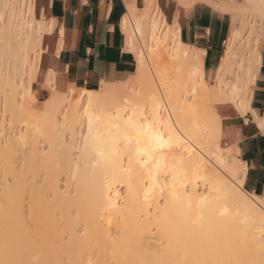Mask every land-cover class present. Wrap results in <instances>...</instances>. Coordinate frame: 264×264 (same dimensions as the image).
<instances>
[{
	"label": "bare ground",
	"instance_id": "bare-ground-1",
	"mask_svg": "<svg viewBox=\"0 0 264 264\" xmlns=\"http://www.w3.org/2000/svg\"><path fill=\"white\" fill-rule=\"evenodd\" d=\"M175 1L230 15L214 85L156 0L140 15L125 0L132 80L53 94L35 112L23 94L54 24L36 18L34 0H0V264H264V197L242 189L245 166L221 147L212 114L214 103L249 109L264 0ZM167 39L169 55L155 56L173 77L161 87L147 52Z\"/></svg>",
	"mask_w": 264,
	"mask_h": 264
},
{
	"label": "crops",
	"instance_id": "crops-1",
	"mask_svg": "<svg viewBox=\"0 0 264 264\" xmlns=\"http://www.w3.org/2000/svg\"><path fill=\"white\" fill-rule=\"evenodd\" d=\"M156 2L168 24L178 26L181 43L201 56L204 76L211 77L232 30L229 14L201 3L181 8L175 0ZM126 11L125 0H34V14L54 24L43 40L41 82L51 72L58 89L98 91L135 76L137 64L122 29ZM260 34L249 109L242 115L230 106L234 113L220 125L221 140L245 166L242 189L264 197V30Z\"/></svg>",
	"mask_w": 264,
	"mask_h": 264
},
{
	"label": "rangeland",
	"instance_id": "rangeland-1",
	"mask_svg": "<svg viewBox=\"0 0 264 264\" xmlns=\"http://www.w3.org/2000/svg\"><path fill=\"white\" fill-rule=\"evenodd\" d=\"M146 1L145 0H138L137 1L136 7H137V14L138 15L142 14L146 10V8L144 7V6L147 7V5H145ZM237 1L239 2L241 0H237ZM181 8H182V6H181ZM149 11L151 12L152 10L150 9ZM216 11H218V10H216ZM35 16H36V18L38 20L46 21L42 17H38L36 13H35ZM229 18H230V15H229ZM259 22H260V20L257 21L258 24H255V26L257 28V32L260 34L264 30V25L261 24V22L259 24ZM231 24H232V22H231ZM123 32H124V30H123ZM159 32H160V30H159ZM158 41H160V40H158ZM170 45H171L170 39L163 40V42L161 41L160 44H157L155 41H152L151 44H150L149 52H147V55L149 56V58H151V59L154 58V60L152 62L153 73H152V70H151V74H154L153 77H155V81L158 84L160 83L159 86H161V87L165 86L169 82V81L167 82V80H169L168 78H172L173 76L171 77V75H173V74H171L172 72H168L169 70H168V67L166 66L167 58H166V60H165V58L156 59L155 54L159 53L160 55H163V56L167 57V54L169 55L168 51H170V48H169ZM223 50H224V48H223ZM134 57H135L136 64L138 66L136 56L134 55ZM40 61H41V59H40ZM154 68H155V70H154ZM41 69H42V65L39 64L37 75H36V79L31 85V94H30L31 96L29 94L25 95L26 93L23 94L24 95V101L28 102V104L32 107V109L35 112H41L43 110L46 101L51 97V95L55 94L58 97H65L66 94L68 93V91H73L74 90L73 88H70V87L65 89V90L58 89L55 76H53V74L51 72L47 73L46 77L44 78V81L41 82ZM187 69H188V67H187ZM49 74L51 75L50 81L47 80V76ZM206 77L209 80V83L211 85H214V82H213V80L210 77V73L206 74ZM131 80H132V78H130L126 83H128ZM120 85H122V84H120ZM41 90H44V92L41 93ZM200 90H201V87H199V86L195 87V89L193 90L194 94H193V97L191 98V99H193V101H196V97H194V95L195 96L199 95ZM75 91H76V93H78L80 90H75ZM23 95H22V97H23ZM218 106H220V105H216L214 103L213 108H212V114L214 116L215 115L218 116L220 118V123H222V120L224 119V117L228 116V115H232L234 113V111L232 109H230V105L227 106V107H224V108H221V107H218ZM7 114L8 113L3 114V118H5V117L7 118ZM4 124H6V123H4ZM13 125H14V127H13ZM5 126H6L5 127V129H6L5 133H10L13 128H14L13 131L16 130L15 128L18 127V123H14V124L11 123V124L5 125ZM40 134L39 133L35 134L34 139H35V141H38L37 145L40 143L39 144L40 148L43 149V147L46 146V148L44 147V149H43V153H44V152H47L46 149H49L48 148L49 142L47 141V139L42 137L43 135L41 136ZM221 147L223 149H227V148L228 149H232L229 146H226L222 140H221ZM17 164L18 163H16V165ZM1 182H2V179L0 180V183ZM59 184H60V186H62V189H63V186L65 184V179H64L63 176H61L59 178Z\"/></svg>",
	"mask_w": 264,
	"mask_h": 264
}]
</instances>
